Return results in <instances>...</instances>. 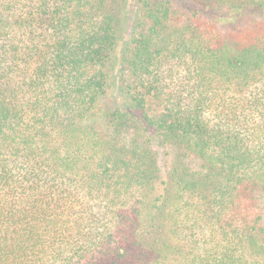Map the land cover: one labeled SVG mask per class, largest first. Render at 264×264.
I'll return each mask as SVG.
<instances>
[{"label": "trees", "instance_id": "trees-1", "mask_svg": "<svg viewBox=\"0 0 264 264\" xmlns=\"http://www.w3.org/2000/svg\"><path fill=\"white\" fill-rule=\"evenodd\" d=\"M0 264H264V0H0Z\"/></svg>", "mask_w": 264, "mask_h": 264}, {"label": "rangeland", "instance_id": "rangeland-1", "mask_svg": "<svg viewBox=\"0 0 264 264\" xmlns=\"http://www.w3.org/2000/svg\"><path fill=\"white\" fill-rule=\"evenodd\" d=\"M133 23H135V21H133L132 23H129V25L127 26V28H126L127 34H131L134 31L135 25Z\"/></svg>", "mask_w": 264, "mask_h": 264}]
</instances>
